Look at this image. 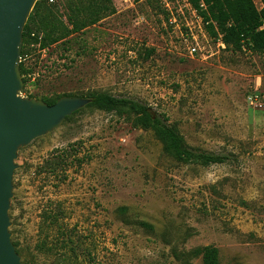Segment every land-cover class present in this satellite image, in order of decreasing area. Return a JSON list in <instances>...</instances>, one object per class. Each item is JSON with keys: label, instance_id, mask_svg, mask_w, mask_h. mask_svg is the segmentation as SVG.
Masks as SVG:
<instances>
[{"label": "rangeland", "instance_id": "1", "mask_svg": "<svg viewBox=\"0 0 264 264\" xmlns=\"http://www.w3.org/2000/svg\"><path fill=\"white\" fill-rule=\"evenodd\" d=\"M167 1L174 14L183 5ZM165 4L50 1L70 28L87 24L48 48L29 43L20 95L134 99L189 147L228 159L179 162L134 114L83 107L18 150L9 230L28 264H205L195 250L207 245L219 264H264V54L227 48L205 26L191 55L187 24L199 20L184 8L171 21Z\"/></svg>", "mask_w": 264, "mask_h": 264}, {"label": "trees", "instance_id": "2", "mask_svg": "<svg viewBox=\"0 0 264 264\" xmlns=\"http://www.w3.org/2000/svg\"><path fill=\"white\" fill-rule=\"evenodd\" d=\"M190 2L203 16L208 32L221 39L227 48L235 51L248 49L252 52L264 54V0H261V8L256 6L254 0H190ZM202 2L205 7H201ZM102 7L106 9L107 6ZM74 9L76 11L74 18L79 17L82 7L75 5ZM100 10L102 9L92 8L90 10L89 13L92 15L91 24H95L100 20L101 16L98 15ZM73 21L75 20L73 19ZM64 23L58 18L54 7L50 5V0H37L23 33L24 44L20 69L25 84L30 69L22 59L31 52L29 43H38L41 48H48L53 43L67 38L74 28L80 29L87 24L84 20H80L73 28H70ZM41 30L45 32L43 37L37 33ZM32 33H35L36 36H32ZM67 95L90 98L91 101L86 105L87 107L114 111L120 115L124 113L134 114L136 124L146 129H152L157 138L163 143L164 149L179 162L210 165L223 163L228 159L227 156L222 154L200 151L189 147L179 130L168 123L165 114L153 116L146 105L134 99L118 97L106 91H93L87 95L64 94L53 99L43 98V100L48 104H54L59 98ZM80 110L73 114L78 113ZM15 245L18 244L15 243ZM195 254L201 255L205 264H219V250L213 245L198 248L195 250ZM62 260L64 261V258Z\"/></svg>", "mask_w": 264, "mask_h": 264}, {"label": "water", "instance_id": "3", "mask_svg": "<svg viewBox=\"0 0 264 264\" xmlns=\"http://www.w3.org/2000/svg\"><path fill=\"white\" fill-rule=\"evenodd\" d=\"M37 0H0V264H28L12 241L9 209L18 150L57 128L90 98L62 96L54 104L23 97L24 29Z\"/></svg>", "mask_w": 264, "mask_h": 264}, {"label": "built area", "instance_id": "4", "mask_svg": "<svg viewBox=\"0 0 264 264\" xmlns=\"http://www.w3.org/2000/svg\"><path fill=\"white\" fill-rule=\"evenodd\" d=\"M50 1H54V0H50ZM183 5L179 6L178 8H176V13L174 14L173 8L176 6H172L170 1L166 0V7L168 10H170L171 14H172V19L171 21L177 22V16H185V11L184 8L189 9L194 16L197 17V19L199 20V26L196 27L194 25L191 24H187L188 26V38L191 40V44L188 46V50L190 52L191 55H195V54H199L200 52L203 51V48L201 46V42H200V37L201 36H205V24L206 22L204 21V18H202L203 16L200 15V12L197 10V8H195L192 3L190 2V0H182ZM201 7H205V4L202 2L201 3ZM32 36H36L35 33H32ZM220 44L224 45V43L221 41V39H219ZM249 99L252 103L255 104H260L262 105V100H261V94L258 91H255L253 94H251L249 96Z\"/></svg>", "mask_w": 264, "mask_h": 264}]
</instances>
